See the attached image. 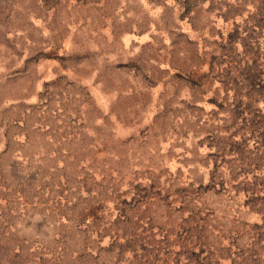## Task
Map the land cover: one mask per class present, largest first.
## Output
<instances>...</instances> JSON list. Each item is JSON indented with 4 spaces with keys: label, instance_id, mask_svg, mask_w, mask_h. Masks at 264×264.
<instances>
[{
    "label": "rangeland",
    "instance_id": "obj_1",
    "mask_svg": "<svg viewBox=\"0 0 264 264\" xmlns=\"http://www.w3.org/2000/svg\"><path fill=\"white\" fill-rule=\"evenodd\" d=\"M0 264H264V0H0Z\"/></svg>",
    "mask_w": 264,
    "mask_h": 264
}]
</instances>
